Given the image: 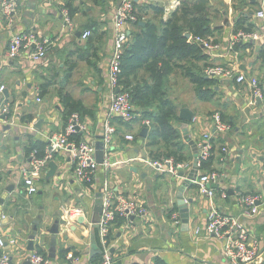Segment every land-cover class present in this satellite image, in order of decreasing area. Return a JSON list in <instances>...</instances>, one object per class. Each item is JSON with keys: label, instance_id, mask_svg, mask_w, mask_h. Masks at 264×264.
<instances>
[{"label": "crops", "instance_id": "obj_1", "mask_svg": "<svg viewBox=\"0 0 264 264\" xmlns=\"http://www.w3.org/2000/svg\"><path fill=\"white\" fill-rule=\"evenodd\" d=\"M120 1L16 0L17 11L10 24L0 13V87H4L0 94V238L5 242L15 241L0 253L8 254L14 262L23 263L28 254L40 249L50 264L102 263V247L95 226L100 215L102 171L97 170L93 186L78 185L68 154L58 150L49 161L55 165L54 171L51 172L48 163L37 183V195L29 197L23 189L20 169L27 163L28 151L36 142L43 143L45 149L49 138L63 133L66 109L61 95L70 96L92 114V117L78 115L96 140L102 122L108 118L107 72L112 52V23ZM208 1L217 15L209 38L216 49L205 50L207 59L199 63L200 67L232 69L234 76L255 78L264 90L260 44L250 42L248 47H230L235 22L244 16L256 24L253 15L261 5L255 0ZM178 3V0H133L135 13L144 21H156L151 8L154 6L162 9L161 21L165 22ZM68 6L73 10L72 15ZM168 6L172 8L164 16V8ZM64 11L68 13L69 24L65 23ZM85 31H90L91 37L82 41ZM136 31L135 26L129 27L130 41ZM23 33L51 41L43 61L34 62L27 55L13 61L6 59L11 38ZM213 79L216 83L200 98L179 72L169 77L168 92L177 106L178 118L181 105H187L193 113L190 122L179 119L172 126L179 131L189 154L185 162L189 168L177 176L160 174L149 167L144 148L147 134L140 136L142 125L132 122L122 126L112 118L116 133L110 151L111 188L133 199L147 212L146 218L133 219L131 224L109 227L112 264H155L156 259L164 264H228L221 244L202 234L209 201L199 194L194 181L183 186L192 175L202 136L212 132L213 113H219L230 126L228 133L213 135L217 144L209 169L224 174L218 186L226 193L225 198L217 194L214 203L223 213L241 217V224L261 246L262 252L252 264H264V208H259L254 216H242L236 201L238 195L256 196L264 201V105L254 103L248 86L236 83L235 77ZM126 136L133 140L127 141ZM84 141L90 140L84 137ZM221 147L228 149L223 164L219 162ZM211 171L200 167L193 178L196 180L199 174ZM179 199L186 204L185 223L176 204ZM74 209H80L82 215L70 216ZM56 215L65 224L57 225L54 257L50 258L49 232L56 228ZM175 215L179 217L178 223L173 220ZM39 218L38 231L34 234ZM197 229L199 234L195 233ZM32 235L36 236L31 242ZM69 254L78 260L74 263L67 260Z\"/></svg>", "mask_w": 264, "mask_h": 264}, {"label": "built area", "instance_id": "obj_2", "mask_svg": "<svg viewBox=\"0 0 264 264\" xmlns=\"http://www.w3.org/2000/svg\"><path fill=\"white\" fill-rule=\"evenodd\" d=\"M259 2L261 8L257 10L253 17L256 21V30L251 34L237 33L233 35L230 41V47L233 49L238 42L252 41L255 43H264V0H255ZM172 7L164 8V16L169 14ZM17 11L16 0H0V13L10 24L13 15ZM65 23L69 24L68 13L63 12ZM137 23L133 0H121L115 9L112 23V52L108 66L107 78L109 85V106L108 118L103 124L102 139L104 159L99 166L95 162V148L93 133L85 123L81 121L78 114H72L66 121L63 133L59 136L49 138L47 147L43 151V156L38 157L36 151L28 155L27 163L20 169V176L23 183V189L27 196H33L37 193V183L40 180L42 170L47 166L52 155L58 150L68 154L72 162L73 177L78 185L93 186L97 170L103 173V189L98 199L100 206V215L95 223L98 229L100 243L102 247V263L112 264L107 241L108 229L116 219H123L127 224H131L133 219H143L147 217L145 209L133 199L124 197L114 192L110 185V173L112 163L110 151L112 139L116 133L112 118H118L125 124L132 123L138 115L135 113L134 106L131 103L127 92L121 91L119 86L120 77V57L124 49L129 45L128 29ZM91 36L90 31H85L81 35L82 41H86ZM193 41L199 44L203 49L212 51L216 49L215 45L209 39L193 38ZM51 41L47 38H40L33 33H23L11 38L5 57L8 60H16L23 55L34 62L43 61L50 48ZM203 75L207 78L231 79L235 77L238 84H245L251 91V98L254 103L264 105V90L255 78L246 77L243 74L234 76L232 69L221 66H208L203 70ZM4 87H0V94ZM39 102V101H38ZM212 132L205 133L202 136L201 143L198 145L197 155L194 163L198 170L202 163L208 161L214 155L215 146L212 143L213 135H222L230 131V126L224 122L219 113H213L210 116ZM148 130L150 122L145 120L141 124ZM143 128V129H144ZM80 133L90 141H80L78 143L70 141L69 137ZM127 141H132L131 136L125 137ZM228 149L221 147L219 162L223 164ZM149 167L160 174H169L177 176L180 172L189 168L188 163H176L172 159H163L161 161H148ZM224 179V174L219 171H211L206 174H199L194 183L198 185V192L209 201L210 209L207 214L206 224L202 234L206 238H214L222 248V255L228 264H252L261 254V246L249 231L241 224L240 216H232L223 213L215 205L214 200L217 195L216 186ZM219 197L225 198L226 193L219 191ZM242 216H254L259 208H264V201L256 196L238 195L236 198ZM69 215L79 217L82 215L80 209H74ZM175 223H178L179 217L173 216ZM200 230H196L199 234ZM14 240L5 242L0 238V250L6 245H14ZM67 260L76 262L78 259L68 255ZM50 264L47 257L37 252L28 254L24 262H14L6 253H0V264Z\"/></svg>", "mask_w": 264, "mask_h": 264}, {"label": "trees", "instance_id": "obj_3", "mask_svg": "<svg viewBox=\"0 0 264 264\" xmlns=\"http://www.w3.org/2000/svg\"><path fill=\"white\" fill-rule=\"evenodd\" d=\"M176 9L162 22V9L151 6L156 21H144L136 12L137 23L133 24L137 31L132 41L124 49L120 57L119 86L121 91L129 94L138 117L133 122L140 125L148 120L150 126L144 140V148L150 161L172 159L176 163H185L189 160L184 144L178 130L173 128L174 122H180L178 109L168 92L169 77L179 72L194 87L195 94L202 98L209 93V87L216 83L213 78L203 75L205 65L199 63L206 61L205 49L193 41V38L209 39L213 34L212 22L217 18L208 0H178ZM69 15L73 10L70 6ZM143 22V26L139 23ZM257 25L249 22L246 17H240L233 27L232 33L241 32L251 34ZM189 35V38H186ZM91 37V36H90ZM89 37V38H90ZM88 38V39H89ZM250 42L243 45L236 43L235 48L248 47ZM261 57L264 60V43H260ZM61 103L66 109L65 122L72 114L92 117L81 103L74 101L68 95H61ZM80 118V116H79ZM222 118V117H221ZM118 124L128 126L114 118ZM223 120V118H222ZM224 121V120H223ZM144 127L141 126L140 131ZM76 143L84 141L80 133L69 137ZM214 146L217 142L212 140ZM45 145L36 142L28 151H36L38 157L43 156ZM212 158L202 163L201 170L209 169ZM218 194L219 186H216ZM123 219H116L111 225L121 227ZM112 237L111 228L108 229L107 241ZM37 253L42 254L40 249ZM155 264H164L156 259Z\"/></svg>", "mask_w": 264, "mask_h": 264}, {"label": "water", "instance_id": "obj_4", "mask_svg": "<svg viewBox=\"0 0 264 264\" xmlns=\"http://www.w3.org/2000/svg\"><path fill=\"white\" fill-rule=\"evenodd\" d=\"M141 25H143V24L140 23V26H141ZM128 36H129V33H128ZM186 38H189V35H186ZM192 118H193V113L190 112V111L187 109V105H185V104H184V105H181V110H180V112H179V119H180L181 121H184V122H190V121L192 120ZM103 123H104V122H102L101 127L99 128L98 133L95 135V139H96V140H95V142H94V148H95V162H96V164L99 165V166L103 163V159H104L103 145H102V143H101V139H102V130H103ZM147 132H148V130H147L146 128L142 129V130H141V133H140V136H141V137H145V135L147 134ZM185 140L187 141V143H189L190 146H193L192 143H190V142L188 141L187 137L185 138ZM49 168L51 169V172L54 171V169H55V165L53 164V162H50V163H49ZM196 173H197V169H196V167H195V165H194L192 175H190V176L185 180V183H184L183 186H186L188 183L194 181L193 176H194V174H196ZM190 202H191V201H188V203H190ZM176 204H177V207H178V211H179V213H180V218L182 219V221H183L184 223L187 222V220H188V214H187V209H186V204H185V202H184L182 199H179V200L177 201ZM56 217H57V221H55V223H54L55 226H56V228L51 229L50 232H49L50 235H51V239H50L51 243H50V249H49V257H50V258H53V257H54L53 252H54V247H55L56 236H57V234H58V227H57V225L63 226V225L65 224V222H64L63 220L59 219V216H58V215H56ZM40 219H41V218H39V219L35 222L36 226H35L34 229H33L34 234H36L37 231H38V230H37V224L39 223V220H40ZM35 236H36V235H32V236L29 238V240H30L31 242L34 241ZM31 244H32V243L29 244V246H30V250H32V248H33ZM26 264H27V263H26Z\"/></svg>", "mask_w": 264, "mask_h": 264}, {"label": "rangeland", "instance_id": "obj_5", "mask_svg": "<svg viewBox=\"0 0 264 264\" xmlns=\"http://www.w3.org/2000/svg\"><path fill=\"white\" fill-rule=\"evenodd\" d=\"M37 186H38V184H37ZM35 195H37V194H35Z\"/></svg>", "mask_w": 264, "mask_h": 264}]
</instances>
